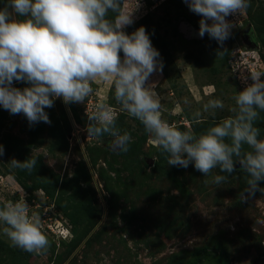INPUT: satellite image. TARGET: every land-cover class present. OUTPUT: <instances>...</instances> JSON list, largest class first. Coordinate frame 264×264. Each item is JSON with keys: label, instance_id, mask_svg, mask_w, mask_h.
I'll list each match as a JSON object with an SVG mask.
<instances>
[{"label": "rangeland", "instance_id": "374dc122", "mask_svg": "<svg viewBox=\"0 0 264 264\" xmlns=\"http://www.w3.org/2000/svg\"><path fill=\"white\" fill-rule=\"evenodd\" d=\"M148 1L0 0V264H264V0Z\"/></svg>", "mask_w": 264, "mask_h": 264}, {"label": "built area", "instance_id": "2783aa9c", "mask_svg": "<svg viewBox=\"0 0 264 264\" xmlns=\"http://www.w3.org/2000/svg\"><path fill=\"white\" fill-rule=\"evenodd\" d=\"M239 1H236L234 0V3L232 2V0H230V8H232V10H237L238 13H243V8L241 7V4H240V9L239 8ZM210 6H212L213 9V12L215 15V20L212 19L214 21V23H219L222 27L223 23L227 22L228 21V18L225 17L227 16V14L225 16H223L222 14V7L221 6H218V3L217 2H214L213 4L210 3L209 4ZM237 7V9H236ZM230 13V11H228ZM231 16H230V19L233 20V18H235V15L234 13H230ZM239 16V14H238ZM239 18V17H238ZM238 21H240V18L237 19ZM224 21V22H223ZM224 28V26H223ZM226 29V28H224ZM238 59L235 61V62H232L233 64H238L239 65H236L235 68H233V70L235 71V74H237L240 77H242L241 81H242V84H243V87L245 88V91L246 92H250V93H254L258 90H264V61L261 57V55L258 53V52H254L252 50V53L250 54V59H255V62L254 60H250L249 58H245L244 59H241L243 57V55H238L237 56ZM257 57V58H255ZM250 61H252L253 63H250ZM257 61H259L260 63H258ZM85 91V90H84ZM83 99H87V95H83ZM96 114L97 112L94 111Z\"/></svg>", "mask_w": 264, "mask_h": 264}, {"label": "water", "instance_id": "95a60500", "mask_svg": "<svg viewBox=\"0 0 264 264\" xmlns=\"http://www.w3.org/2000/svg\"><path fill=\"white\" fill-rule=\"evenodd\" d=\"M183 28H185V25H183ZM40 37L41 33L39 31H35L22 37L19 41L27 49V51L31 52L34 55L36 63L39 66L40 70L43 74H46V71L41 67V64L46 62V64L49 65L50 62L42 48ZM49 71L51 73V77H55L54 71L50 67ZM122 143V139H114L111 141L110 145L119 150Z\"/></svg>", "mask_w": 264, "mask_h": 264}, {"label": "flooded vegetation", "instance_id": "af4514ba", "mask_svg": "<svg viewBox=\"0 0 264 264\" xmlns=\"http://www.w3.org/2000/svg\"><path fill=\"white\" fill-rule=\"evenodd\" d=\"M181 24H182V23H181ZM183 25H185V24H182V26H181V30L184 29L183 31H185L186 25H185V28H183ZM191 33H193V32L191 31ZM248 36H249V38H250L251 41H255V37H254L252 31L249 32ZM41 67H42L46 72H49V70H48V65L46 64V62L42 63V64H41Z\"/></svg>", "mask_w": 264, "mask_h": 264}, {"label": "trees", "instance_id": "16d2710c", "mask_svg": "<svg viewBox=\"0 0 264 264\" xmlns=\"http://www.w3.org/2000/svg\"><path fill=\"white\" fill-rule=\"evenodd\" d=\"M151 2H152V1H150V0H149V1L147 2V5H149V6H150V5H151ZM147 14H148V12H146V13H145V14H143L141 17H139V19H138V20H140L141 18H144V17H145ZM258 91H262V92H264V90H258ZM258 91H256V93H257Z\"/></svg>", "mask_w": 264, "mask_h": 264}]
</instances>
